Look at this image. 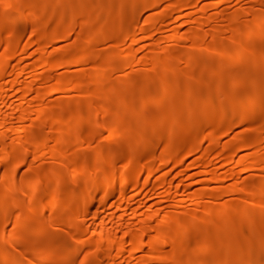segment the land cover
<instances>
[{
	"label": "bare ground",
	"instance_id": "1",
	"mask_svg": "<svg viewBox=\"0 0 264 264\" xmlns=\"http://www.w3.org/2000/svg\"><path fill=\"white\" fill-rule=\"evenodd\" d=\"M0 264H264V0H0Z\"/></svg>",
	"mask_w": 264,
	"mask_h": 264
}]
</instances>
